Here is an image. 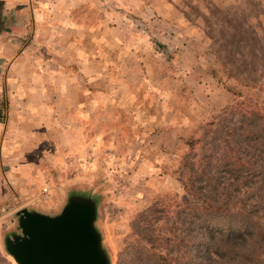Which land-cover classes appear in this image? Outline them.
Returning <instances> with one entry per match:
<instances>
[{
	"label": "rangeland",
	"instance_id": "374dc122",
	"mask_svg": "<svg viewBox=\"0 0 264 264\" xmlns=\"http://www.w3.org/2000/svg\"><path fill=\"white\" fill-rule=\"evenodd\" d=\"M28 2L0 85V264L16 213L72 193L111 264H264V0Z\"/></svg>",
	"mask_w": 264,
	"mask_h": 264
},
{
	"label": "water",
	"instance_id": "95a60500",
	"mask_svg": "<svg viewBox=\"0 0 264 264\" xmlns=\"http://www.w3.org/2000/svg\"><path fill=\"white\" fill-rule=\"evenodd\" d=\"M16 216L20 233L5 240L16 264H111L93 195L70 194L56 215L24 209Z\"/></svg>",
	"mask_w": 264,
	"mask_h": 264
},
{
	"label": "crops",
	"instance_id": "0c3cea01",
	"mask_svg": "<svg viewBox=\"0 0 264 264\" xmlns=\"http://www.w3.org/2000/svg\"><path fill=\"white\" fill-rule=\"evenodd\" d=\"M28 0H0V85H11L15 80L16 63L25 50L22 39L28 33L30 15L25 9ZM21 11H16L18 7Z\"/></svg>",
	"mask_w": 264,
	"mask_h": 264
},
{
	"label": "trees",
	"instance_id": "16d2710c",
	"mask_svg": "<svg viewBox=\"0 0 264 264\" xmlns=\"http://www.w3.org/2000/svg\"><path fill=\"white\" fill-rule=\"evenodd\" d=\"M212 74L215 76V73H214V72H212ZM220 235H221V236H222V235L224 236L223 233H221ZM226 238L237 240L239 237H236V236H233V235H230V234H229L228 236H226Z\"/></svg>",
	"mask_w": 264,
	"mask_h": 264
}]
</instances>
